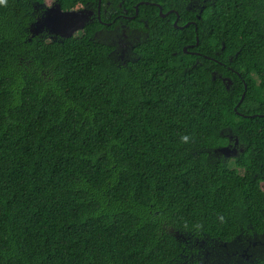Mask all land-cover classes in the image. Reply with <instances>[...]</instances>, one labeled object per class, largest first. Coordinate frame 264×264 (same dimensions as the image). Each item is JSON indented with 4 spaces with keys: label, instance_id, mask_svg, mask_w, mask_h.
I'll use <instances>...</instances> for the list:
<instances>
[{
    "label": "trees",
    "instance_id": "obj_1",
    "mask_svg": "<svg viewBox=\"0 0 264 264\" xmlns=\"http://www.w3.org/2000/svg\"><path fill=\"white\" fill-rule=\"evenodd\" d=\"M47 1L0 2V264H264L220 262L264 234V0L176 3L126 63L89 25L33 35L82 6Z\"/></svg>",
    "mask_w": 264,
    "mask_h": 264
},
{
    "label": "flooded vegetation",
    "instance_id": "obj_2",
    "mask_svg": "<svg viewBox=\"0 0 264 264\" xmlns=\"http://www.w3.org/2000/svg\"><path fill=\"white\" fill-rule=\"evenodd\" d=\"M79 1H82V6L75 10H86L90 14L88 20L84 22L83 28L78 30L75 34L84 35V29L89 25L87 30L91 33L92 38L98 43L105 44L112 48L110 55L113 60L126 63L133 60L134 56L137 54V49L148 41L147 39L150 37L148 22L150 19L154 18L157 20L155 17L157 14L158 17L168 24L172 21L173 27L183 29L187 27L185 26L187 23L191 25L192 21H187V23L181 26L177 24L180 14L175 9L176 3H181L184 6V12L188 13V11L195 10L199 6L201 0ZM202 2L205 3L206 1ZM51 4L53 3H50V5ZM188 47L191 48L192 46ZM188 53L191 55H199L196 51L191 50ZM218 77L220 76L218 75ZM224 138L226 139L225 144L212 149L209 154L217 162L232 165L235 159L243 154L245 146L240 143L238 136L229 129L224 133ZM223 148H227V150H221ZM236 169L239 174H242L243 170L241 167H236ZM247 243L245 248H242L241 245L235 242L228 244L224 243L222 251L225 257L224 259L221 257L222 260L220 262H251V259L257 254L260 258L264 257V234L252 240H248Z\"/></svg>",
    "mask_w": 264,
    "mask_h": 264
},
{
    "label": "water",
    "instance_id": "obj_3",
    "mask_svg": "<svg viewBox=\"0 0 264 264\" xmlns=\"http://www.w3.org/2000/svg\"><path fill=\"white\" fill-rule=\"evenodd\" d=\"M89 14L90 13L86 10L64 11L58 3H55L44 11L43 17L39 21L35 22L31 31L34 35L46 30L49 34H54L63 39L70 38L78 30L83 28L84 22L88 20ZM189 24L190 23H187L185 26H188ZM183 51L187 52L185 48ZM214 78L215 75L213 74V79ZM222 81L225 83V87L228 90L231 81L228 78H222ZM244 90H246V85H244ZM243 97L244 93L241 95L239 102L242 101ZM221 150H227V148H223Z\"/></svg>",
    "mask_w": 264,
    "mask_h": 264
},
{
    "label": "rangeland",
    "instance_id": "obj_4",
    "mask_svg": "<svg viewBox=\"0 0 264 264\" xmlns=\"http://www.w3.org/2000/svg\"><path fill=\"white\" fill-rule=\"evenodd\" d=\"M51 1H47L46 4H50ZM76 35V34H75ZM241 173V172H240Z\"/></svg>",
    "mask_w": 264,
    "mask_h": 264
},
{
    "label": "clouds",
    "instance_id": "obj_5",
    "mask_svg": "<svg viewBox=\"0 0 264 264\" xmlns=\"http://www.w3.org/2000/svg\"><path fill=\"white\" fill-rule=\"evenodd\" d=\"M0 2H2V0H0Z\"/></svg>",
    "mask_w": 264,
    "mask_h": 264
}]
</instances>
